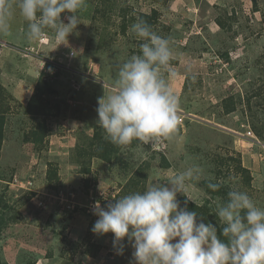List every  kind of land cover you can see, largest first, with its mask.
Returning a JSON list of instances; mask_svg holds the SVG:
<instances>
[{
	"label": "rangeland",
	"instance_id": "1",
	"mask_svg": "<svg viewBox=\"0 0 264 264\" xmlns=\"http://www.w3.org/2000/svg\"><path fill=\"white\" fill-rule=\"evenodd\" d=\"M153 9L152 29L173 51L169 84L179 98L180 139L113 145L99 158L112 144L96 125L98 98L139 54L131 25ZM79 15L61 45L51 30L46 40H28L18 8L10 33L0 34V264H134L127 239L119 255L113 234L92 232L94 204L106 208L193 164L201 178L177 199L201 207L205 223L222 227L216 205L233 189L264 208V0H86ZM46 99L59 112L35 144L28 134ZM249 131L262 147L250 143Z\"/></svg>",
	"mask_w": 264,
	"mask_h": 264
},
{
	"label": "clouds",
	"instance_id": "2",
	"mask_svg": "<svg viewBox=\"0 0 264 264\" xmlns=\"http://www.w3.org/2000/svg\"><path fill=\"white\" fill-rule=\"evenodd\" d=\"M85 7L86 0H0V34L10 33V19L18 8L27 22L28 40H46V30H51L61 45L81 24L79 13ZM62 14H67V23ZM131 31L141 41L139 54L120 65L112 91L98 98L96 125L115 146L179 140V98L169 84L175 76L170 40L139 17ZM202 172L193 164L167 183H153L142 192L114 199L106 208L96 202L93 214L98 219L92 232L113 234L119 255L127 239L134 264H264V208L246 192L230 190L226 202L216 205L221 228L190 211L188 200L181 207L177 194L199 181ZM207 187L216 192L221 185L209 182Z\"/></svg>",
	"mask_w": 264,
	"mask_h": 264
},
{
	"label": "trees",
	"instance_id": "3",
	"mask_svg": "<svg viewBox=\"0 0 264 264\" xmlns=\"http://www.w3.org/2000/svg\"><path fill=\"white\" fill-rule=\"evenodd\" d=\"M65 14H62L61 18L64 16ZM156 11L153 9L150 11V13L146 14V13H139V18L144 19L151 27L154 26V24L156 23ZM35 96L36 94H33L30 99L29 102L26 106V110L28 111V109H30L34 103L35 100ZM36 102V100H35ZM41 105V104H40ZM43 108V110L40 113V117H41V122L36 123L35 127L30 131H29V137L32 138V140L35 142V144H42L45 137L48 134V125H47V120L48 119H52L53 117L58 116V109L56 107V109H52V105L51 102L48 101L47 99L45 101L42 102V105L40 106ZM227 113H229V111H227ZM39 114V113H38ZM4 114L0 113V146L2 144L3 141V137H4V126H5V120H4ZM35 119V117L33 118ZM98 136V134H95V136L93 138H97L98 141L102 140L100 139ZM92 138V139H93ZM119 146H116L115 150H118ZM114 146L113 144L108 148V149H103L100 153H99V158L100 157H104V156H109L111 154V151L113 150ZM81 148H78V151ZM82 150V149H81ZM48 180L50 181V172H49V177H47ZM186 201V200H185ZM185 201L182 203L183 206H185ZM187 208L191 209V211H200L202 210L201 207H197L196 205H194L191 202L187 201Z\"/></svg>",
	"mask_w": 264,
	"mask_h": 264
},
{
	"label": "built area",
	"instance_id": "4",
	"mask_svg": "<svg viewBox=\"0 0 264 264\" xmlns=\"http://www.w3.org/2000/svg\"><path fill=\"white\" fill-rule=\"evenodd\" d=\"M246 136H247L248 138H252V139H254L256 142H258V140L254 138V135H252V132L249 131L248 133H246Z\"/></svg>",
	"mask_w": 264,
	"mask_h": 264
}]
</instances>
